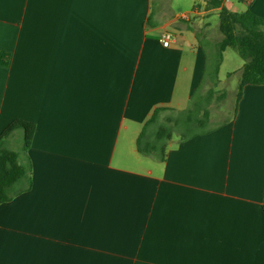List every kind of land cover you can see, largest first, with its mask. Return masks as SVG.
I'll return each mask as SVG.
<instances>
[{
	"label": "crops",
	"instance_id": "0c3cea01",
	"mask_svg": "<svg viewBox=\"0 0 264 264\" xmlns=\"http://www.w3.org/2000/svg\"><path fill=\"white\" fill-rule=\"evenodd\" d=\"M222 5L264 18V0ZM219 10L0 0V134L35 125L32 188L0 204V264H264V85L232 100L206 75ZM202 85L212 102L224 87L213 128L175 133L163 161L141 154L154 110L186 109Z\"/></svg>",
	"mask_w": 264,
	"mask_h": 264
},
{
	"label": "trees",
	"instance_id": "16d2710c",
	"mask_svg": "<svg viewBox=\"0 0 264 264\" xmlns=\"http://www.w3.org/2000/svg\"><path fill=\"white\" fill-rule=\"evenodd\" d=\"M211 6L220 7L219 30L222 40L218 46L214 65H208L206 75L215 80L218 76L223 53L233 48L244 61L238 88L237 100L247 85H264V18L251 11L234 12L222 5V0H207ZM9 55L0 51V65H6ZM197 90L188 107L177 111L171 108H157L145 122L138 138L137 149L146 156L165 160L167 148L175 133L182 140L210 131L209 106L213 90ZM170 114H166L167 112ZM18 130L22 131V145L19 150L10 146V139ZM35 125L24 121H13L0 134V204L10 202L32 188V163L28 155Z\"/></svg>",
	"mask_w": 264,
	"mask_h": 264
},
{
	"label": "rangeland",
	"instance_id": "374dc122",
	"mask_svg": "<svg viewBox=\"0 0 264 264\" xmlns=\"http://www.w3.org/2000/svg\"><path fill=\"white\" fill-rule=\"evenodd\" d=\"M176 2L180 3L182 6H186L188 4V0H176ZM210 17L216 34H218L222 38V34L218 28L220 22L218 14L213 13L211 14ZM217 53H218V48L215 52H212L210 54L209 66L212 67L214 65L215 59L217 58ZM223 54L225 59L220 68L219 79L223 81H228V89L231 93L232 100H234L241 79L238 74H235V72L237 71L238 67L243 64L244 61L239 56L237 51L234 50L233 48H228ZM228 75H231V77L228 78ZM220 88L221 89H219L216 92L215 98L213 99V102L210 105V110L212 111L214 119L217 118V115L219 116V114H217L216 111L220 110V106H219L220 99L217 98L220 96L222 92L220 90L224 89V87L221 86ZM221 105L225 108V110L226 108H228L226 107V104H221ZM166 114H170V112L168 111ZM21 145H22V131L18 130L10 139V146L14 150H19L21 148Z\"/></svg>",
	"mask_w": 264,
	"mask_h": 264
},
{
	"label": "built area",
	"instance_id": "2783aa9c",
	"mask_svg": "<svg viewBox=\"0 0 264 264\" xmlns=\"http://www.w3.org/2000/svg\"><path fill=\"white\" fill-rule=\"evenodd\" d=\"M247 4H250L252 0H241ZM173 39V34L171 32H165L161 37L160 41L164 47H169L171 45Z\"/></svg>",
	"mask_w": 264,
	"mask_h": 264
}]
</instances>
